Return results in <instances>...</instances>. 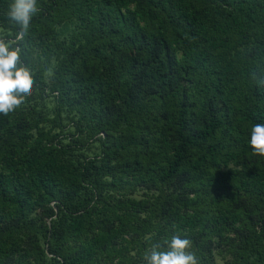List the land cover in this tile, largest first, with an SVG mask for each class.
<instances>
[{
	"label": "trees",
	"instance_id": "1",
	"mask_svg": "<svg viewBox=\"0 0 264 264\" xmlns=\"http://www.w3.org/2000/svg\"><path fill=\"white\" fill-rule=\"evenodd\" d=\"M13 2L35 83L0 113V264H147L173 235L264 264V0H47L19 40Z\"/></svg>",
	"mask_w": 264,
	"mask_h": 264
},
{
	"label": "clouds",
	"instance_id": "2",
	"mask_svg": "<svg viewBox=\"0 0 264 264\" xmlns=\"http://www.w3.org/2000/svg\"><path fill=\"white\" fill-rule=\"evenodd\" d=\"M37 11V0H14L10 5L8 15L20 28L17 40L27 34ZM14 43L0 38V113L5 116L24 103L35 83L31 71L21 62L19 48L9 50ZM250 135L253 154L264 157V124H255ZM190 246V240L173 235L166 250L154 245L144 258L147 264H198L195 254L187 251Z\"/></svg>",
	"mask_w": 264,
	"mask_h": 264
},
{
	"label": "rangeland",
	"instance_id": "3",
	"mask_svg": "<svg viewBox=\"0 0 264 264\" xmlns=\"http://www.w3.org/2000/svg\"><path fill=\"white\" fill-rule=\"evenodd\" d=\"M38 1L39 2H37V5H38L37 8H39L40 6H46L47 5V0H38ZM63 1H65V0H63ZM78 23H79V20L77 19V15H72L71 12L69 10H67L66 12H64L62 14V18H60V20L54 24V31H55V33L59 39L66 40V39H68V38H70V37H72L78 33V31L80 29ZM5 33H7L5 30H0V38H3V35ZM13 40H11V41H13ZM48 75H49V72L46 73V76H48ZM49 102L44 101L43 105L41 106L47 110L48 115L51 114V112H50L51 103H49ZM50 116H52V115H50ZM63 133L64 134H62V135H65L67 133L70 134V133H72V130L70 128H68L67 126H65V128L63 129ZM59 141L61 143L66 142L61 136H60ZM97 152L98 151L94 145L89 146L85 151H83L84 155H86L88 157H90L92 155H96ZM234 167H237V165L229 164L227 166V169H229V168L232 169ZM141 192L142 191L138 190L132 197L140 198ZM141 198H142V196H141ZM134 252H135V247L131 244H128V246H125L122 249V253H129L130 255H133ZM211 262H212V264H230V257L228 255V253H226L225 247H223L222 245H217L212 250ZM254 264H257V263L254 262Z\"/></svg>",
	"mask_w": 264,
	"mask_h": 264
}]
</instances>
